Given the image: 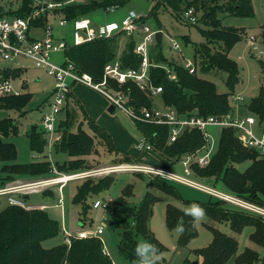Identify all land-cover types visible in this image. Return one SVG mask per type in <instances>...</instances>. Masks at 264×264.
Returning a JSON list of instances; mask_svg holds the SVG:
<instances>
[{"label":"trees","instance_id":"obj_1","mask_svg":"<svg viewBox=\"0 0 264 264\" xmlns=\"http://www.w3.org/2000/svg\"><path fill=\"white\" fill-rule=\"evenodd\" d=\"M126 0H89L84 4H76L65 10L68 18L87 16L91 12L110 5L119 7ZM169 6L177 16L188 8H195L201 12L200 23L197 28L205 41L196 44L195 56L200 55V71L209 73L212 70L227 73L225 83L228 92H219L214 81L199 76L196 72H189L183 64L168 62L169 67L176 74L177 79L171 80L166 69L160 64L167 62L161 53L152 54L150 60L158 66L149 69L150 78L154 85L162 86L160 93L165 106H173L180 113L198 112L201 116L221 115L232 110L230 96L236 85L240 82V70L236 60L229 56L230 50L242 39V29L222 24L221 14L240 17L254 16L251 0H161L151 10L156 15L159 7ZM32 0H22L20 8L4 12L14 16H25L32 9ZM146 21V20H145ZM44 19L32 21V25H42ZM122 34L111 38L95 39L78 46H71L67 55L81 72L92 75L95 81H100L106 63L117 57V50ZM186 43L190 42L188 35L183 36ZM133 40H128L122 54L118 56L123 68H138L142 57L131 53L129 45ZM156 47L160 44L155 43ZM196 60V59H195ZM21 68H5L1 71L2 78L16 77L21 74ZM122 89L128 94L127 103L133 107L154 106V101L148 94L141 90L133 81L129 80ZM31 94L24 92L20 95L0 96V108L22 110L29 102ZM250 112L264 124V86H261L257 96L251 99ZM90 127L110 146L111 151L116 150L110 134L100 127L94 120L88 118ZM136 122L144 137L157 149L159 154L170 161V165L180 161L184 155L196 151L205 144L203 133L198 129H185L173 143L169 144L170 127L147 122ZM63 128L62 140L55 146V151L65 153L70 158L62 163L56 161L60 170L76 171L88 168L87 156L94 150V137L82 127L78 131L69 130V123L61 122ZM16 133V122L11 117L0 118V161L3 162L1 171L8 176L21 175L37 179L51 173L48 161L18 163V151L13 142L6 141L10 134ZM44 148L42 132L32 131L31 149L41 152ZM117 152V151H115ZM251 160L250 166L245 171H240L235 162ZM125 161H131L129 155H124ZM195 176L200 178L221 179L228 191L264 206V155L254 149H248L235 137L234 130L224 128L217 152L212 156L206 166L193 164ZM12 179L11 177H9ZM8 178V179H9ZM115 177L106 175L95 181L90 179L85 184L79 185L73 202L81 204L83 213L87 214L90 204L89 198L111 187ZM6 181V180H5ZM2 182V183H5ZM7 182V181H6ZM151 185L166 191L167 194L182 198L174 185L165 181H151ZM15 195V194H14ZM133 195V187H124L113 209L116 226L119 228V252L129 260H135L134 249L139 238H144L162 252L165 246L158 240L149 227L153 214V206L157 200L155 194L148 191L143 199L135 205L129 204ZM27 205L30 195H15ZM0 199V264H112L111 258L103 253V243L96 237L73 238L70 248L66 243L47 248L43 241L57 236L62 230L61 224L52 218L47 208H26L20 205L7 204L1 207ZM205 210L206 215L218 222L229 223L235 232H241L247 225H252L254 231L250 238L258 245H264V218L249 215L239 209H231L226 202L198 203ZM228 205V204H227ZM166 221L169 228L178 224L185 227V232L180 235L179 245L185 246L198 234L196 224L193 226L192 218L186 216L184 211L169 203L166 210ZM212 241L206 247L195 250L197 256L203 258L202 264H225L234 256V264H264V256L247 247L240 254L236 238L227 235L211 225Z\"/></svg>","mask_w":264,"mask_h":264},{"label":"rangeland","instance_id":"obj_2","mask_svg":"<svg viewBox=\"0 0 264 264\" xmlns=\"http://www.w3.org/2000/svg\"><path fill=\"white\" fill-rule=\"evenodd\" d=\"M158 1L161 0H126L125 3L119 7H116V5H110L104 9H97L87 16L91 18L93 26L96 27L98 24L110 21L121 22L129 11H136L138 14L145 17V22L151 30H162V43L160 46L156 47L155 43L150 42L148 43L147 48L149 51H152V54L161 52L167 58L166 63L162 62V64H160L163 68L164 66L169 67L168 62L183 64L186 60L191 59L196 61V73L199 76L214 81L219 92H228L229 88L225 83L227 77L226 72L212 70L209 73H202L200 71L201 58L200 55L195 56V46L196 44L205 41V38L197 28V25L205 27L202 22L200 23V20H198L196 24H192L182 17L183 12L177 16L169 6L163 5L159 7L156 15L151 14V10ZM251 1L254 16L240 17L228 15L226 13L220 15L223 25L234 26L242 29V39L236 43L229 52V56L237 61L240 70V82L236 85L233 95L241 96L242 100L236 102L232 98L230 99L232 108L235 109V114L238 116L252 114L249 110L251 99L257 96L261 86H264V0ZM21 4L22 0H10L6 4V12L17 10L20 8ZM112 6H115L116 8L108 10V7ZM197 14L200 18L201 12L198 11ZM52 24L55 25V35L61 36L67 33V38L69 39L71 37L70 26H67L66 28L57 27L56 21L54 20H52ZM36 33L38 34V37H40L43 32L41 29H37ZM146 34L147 33L141 30L133 37L122 35L119 43V49L117 50V56L122 54L128 40L141 43L143 42ZM184 35L189 36L190 42H185L183 38ZM251 35L256 37L257 48H253L248 44ZM174 41L180 44L181 51L173 48ZM52 58L56 62H63L64 53H53ZM18 67L22 69L21 74L16 77H10V81L14 89L21 90L22 93L29 92L31 94V98L21 111L16 109L0 108V118L11 117L16 122V133L10 134L5 138V140L15 144L18 151V157L16 160L18 163H27L31 161H48L50 165H53V163L56 165V161H60L62 163L64 160L70 158L65 153L55 151V149L52 152H49L47 151V148L44 147L41 152H39V156L35 159V157L32 156L33 151L31 149V134L33 126H36L37 131L42 132V136L44 137L41 121L43 114L49 111L50 108L51 93L55 87L54 78L44 69L36 67L34 62L29 58L20 57L13 62L5 60L0 55V78L2 76L1 71L3 69H13ZM103 76L104 75H102L101 80L103 79ZM108 82L109 87L114 88L113 90H123L121 88L122 86L113 80ZM74 87H79L74 91L80 102L84 103L83 100L88 103L92 102V112L90 111L92 120L112 135L116 150L111 151V148L107 144L106 140L92 130L88 122L89 117H86L84 114L85 111L82 105L78 103L74 96L73 98L70 97L68 99V106L59 118L61 119V122L66 121L69 123L68 128L70 131L76 132L79 127H82L88 134L92 135L94 137L95 148L93 152L87 156V162L89 164L88 168L76 171H66L60 170L56 166L58 172L73 173L87 170H101L102 168L118 164H132L137 162L160 168H168L169 170L175 171L179 174L186 175L183 171L184 167L180 161L173 163L171 166L170 164H166V162H163V159L160 157L161 154H158L159 152L157 149L144 152L136 149V143L142 139V135L134 119H132L126 112L123 110H117L116 113H111L108 109L110 103L103 94L81 83L74 85ZM89 91H93L97 94L95 95L92 92V95H89ZM123 91L125 92V90ZM145 92L148 94L149 98L153 99L154 106L158 110L164 109V102L160 94L153 95L149 90ZM124 94L128 96L127 92ZM97 95L107 100L108 104L106 107H102L100 105ZM206 131L209 136L208 145L207 148L201 152V154H205L208 151L210 155H214L219 147L223 127L210 125L206 128ZM123 154L129 155L132 159H134V161H123L124 157L121 159L119 158L122 157ZM250 163L251 160L246 159L243 162H235V166L240 171H245L249 168ZM2 165L3 162L0 161V189L13 186L14 188L20 187L23 184L36 180L34 178L23 177L21 175H17L15 177L8 176L1 171ZM106 175H112L115 177L113 184L109 189L104 190L99 194H94L89 198L88 203L90 204V207L87 214H84L82 205L73 202L78 186L85 184L90 179L97 181ZM47 176L48 175L39 177V179ZM189 177L220 191H228V188L224 185L223 181L216 177L200 178L195 175H190ZM158 180H160V182L164 181L161 177L159 178L137 171H119L111 172L109 174H106L104 171L95 172L91 176L70 181L65 185L63 189V208L55 205L60 194L58 186L56 185L45 188L43 192L31 194L20 192L18 190H21V188H16L17 191H15L14 194L20 195V197L21 195H30V198L27 201L31 205H47V211L50 216L61 224L62 230L57 236L47 238L43 241V245L47 248L64 242V229L71 234H76L79 230H95L102 224V222H105L107 225L103 234L96 238L100 239L103 243V247L105 246L107 248L109 252V255L107 256L116 264H134L135 260L132 261L125 258L118 250V244L120 241L119 228L116 226L115 218L112 214L117 202L116 200L121 196L124 187L131 185L133 187V195L128 198L130 205H135V203L138 204L148 191L153 192L157 198L153 206V214L149 221V227L154 232L158 240L165 246V249L161 252L162 257L159 264H192L195 261H197L198 264H202L203 258L197 256L195 250L206 247L212 241L213 233L208 225L218 228L227 235L236 238L238 241V254L243 252L245 248L250 247L257 250L261 256H264V245H258L250 238L251 233L254 231V227L252 225H247L239 233L235 232L229 223L218 222L209 218L207 215L202 222L196 223L198 232L197 236L188 242L187 245L180 246L179 238L181 234L175 233L173 231L175 228L171 229L167 225V205L171 203L183 210L186 205L193 202L207 203L215 202L217 200L211 197L208 193L186 184L166 182L174 185V187L180 192L182 198H175L167 194L166 191L151 185V181ZM4 181L5 183H2ZM8 196V194L0 195V199L2 201L1 207H4L9 203ZM109 197L114 198V203L108 209L92 207V203L95 199H108ZM241 198L251 203L260 205L259 203L244 197ZM227 204L226 206L231 209H239L249 215L264 218L250 210L237 207L233 204ZM139 241L147 240L139 238ZM225 264H234V256Z\"/></svg>","mask_w":264,"mask_h":264},{"label":"built area","instance_id":"obj_3","mask_svg":"<svg viewBox=\"0 0 264 264\" xmlns=\"http://www.w3.org/2000/svg\"><path fill=\"white\" fill-rule=\"evenodd\" d=\"M10 0H0V55L8 61H16L20 57L31 59L35 66L44 69L49 75L54 78L55 87L51 93L50 108L42 117L41 124L44 133V147L47 151L52 152L58 142L62 140L63 132L60 126L62 112L66 109L68 99L74 85L81 83L86 85L101 94H103L110 104L117 107L118 110L126 112L134 121L147 122L158 125H168L170 127V134L168 143L171 144L179 137L185 129H198L203 133L205 144L196 151L188 153L180 160L183 165L184 173L179 174L168 168H160L153 165L132 163V164H118L102 168L101 170L82 171L73 173L58 172L56 165L51 166V173L45 178H38L23 184L20 187H6L0 189V195L8 194V202L10 204L20 205L30 208H48L47 205L40 206L27 205L20 198L14 195L16 188L25 193H39L43 192L45 188L56 185L59 189L58 201L55 204L63 208L64 195L63 189L67 183L73 180L81 179L91 176L95 172H111L119 171H137L147 175L161 177L165 182L183 183L188 186L197 188L208 193L216 200H222L237 207L250 210L262 217H264V206L251 203L235 193L230 191H220L214 187L200 183L192 178L190 175H195L193 171V164H198L203 167L206 166L213 155L207 151L201 154L208 145V133L206 128L210 125H218L224 128H231L234 130L235 137L238 141L248 149H254L261 155H264V124L258 121L253 114L238 116L235 114L234 108L231 111L221 115L201 116L198 112L180 113L173 106H165L163 110H158L155 106L149 108L147 106L133 107L127 103L128 96L122 91L113 90L109 87L110 80H113L119 85H123L127 81H133L141 90L151 91L153 95L160 94L163 91L162 86L153 84L149 69L157 66L150 60V51L147 48L148 43L156 42V32L161 30H151L146 24L145 17L131 10L121 20V22L110 21L107 23L93 26V22L88 16H76L68 18L65 10L68 7L76 4H84L89 0H32V9L25 16H14L12 14H4L6 12V4ZM115 6L108 7V10L115 9ZM182 17L192 24H196L199 20V15L193 7L186 9ZM44 19L42 25H32V21ZM52 20L56 21V26L61 28L71 27V37L67 38V33L61 36L55 35V25ZM41 29L42 35L40 37L33 34V29ZM143 31L146 34L143 42L137 43L133 41L134 51L137 55L142 57V62L138 68H123L120 58L117 56L114 60L106 63L104 67L103 79L95 81L91 74L81 72L77 66L67 55V50L71 46H78L95 39L111 38L115 35L122 34L133 37L137 32ZM162 31V30H161ZM249 46L257 48L256 37L251 35L248 42ZM173 48L181 51V46L178 42L173 43ZM56 52H63V62H56L52 58V54ZM184 67L191 73L197 71L196 61L188 59L183 63ZM167 76L171 80H176V74L167 66H164ZM21 90L14 89L10 78H0V96L4 95H20ZM238 102L242 100L241 96L231 95L230 99ZM231 103V100H230ZM232 106V103H231ZM138 151H151L153 145L145 138L136 143ZM39 152L33 151L32 156L35 159L39 156ZM34 160V159H33ZM43 188V189H39ZM114 203V198H97L93 201V208L108 209ZM106 223L102 222L95 230H79L76 234L69 233L64 229V242L68 247H71L73 238H89L99 237L103 234ZM103 253L109 255L107 248L103 247ZM112 264H116L112 262Z\"/></svg>","mask_w":264,"mask_h":264},{"label":"clouds","instance_id":"obj_4","mask_svg":"<svg viewBox=\"0 0 264 264\" xmlns=\"http://www.w3.org/2000/svg\"><path fill=\"white\" fill-rule=\"evenodd\" d=\"M183 211L186 216L192 218L193 226L196 223L202 222L206 216V210L195 202L186 205ZM173 231L182 234L185 232V227L182 224H178ZM134 254L136 257L134 264H159L162 257V253L156 245L149 241L137 242Z\"/></svg>","mask_w":264,"mask_h":264},{"label":"crops","instance_id":"obj_5","mask_svg":"<svg viewBox=\"0 0 264 264\" xmlns=\"http://www.w3.org/2000/svg\"><path fill=\"white\" fill-rule=\"evenodd\" d=\"M93 22V21H92ZM36 30H37V28H35V29H33V34L34 35H36V36H38V34L36 33ZM79 88V87H78ZM78 88H75V87H73V89H72V92H71V94H70V97L71 98H73V96L75 97V99L78 101V103L80 104V105H82V107H83V109H84V114L86 115V117L88 116L89 117V119H91L92 120V116L90 115V111L92 112V102H86L85 100H83L84 101V103L83 102H80L79 101V98H78V96L76 95V93H75V91L74 90H77ZM92 92L93 91H89V95H92ZM95 95L97 94V93H95V92H93ZM98 96V95H97ZM98 99H99V103H100V105L102 106V107H106L107 106V104H108V102H107V100L106 99H104L103 97H99L98 96ZM68 104H69V102H68ZM68 104H67V106H68ZM111 105V104H110ZM109 105V106H110ZM86 106V107H85ZM234 111H235V109H234ZM89 122V121H88ZM138 127V126H137ZM139 129V128H138ZM107 131V130H106ZM140 132H141V130H139ZM108 132V131H107ZM110 134V133H109ZM141 138L142 137H144V135H143V133L141 132ZM110 136L112 137V135L110 134ZM112 140H113V138H112ZM116 147V146H115ZM159 154V153H158ZM124 155L125 154H123V156L122 157H119L120 159L121 158H123L124 157ZM160 155V154H159ZM89 156V155H88ZM130 157V156H129ZM160 157L163 159V162H166V164H170L169 163V161L165 158V157H163L162 155H160ZM87 158V157H86ZM154 159V158H153ZM130 160H132V161H134V159H132L131 157H130ZM123 161H125V160H123ZM135 163H137V162H135ZM171 166V165H170Z\"/></svg>","mask_w":264,"mask_h":264},{"label":"water","instance_id":"obj_6","mask_svg":"<svg viewBox=\"0 0 264 264\" xmlns=\"http://www.w3.org/2000/svg\"><path fill=\"white\" fill-rule=\"evenodd\" d=\"M156 42L158 44H161L162 43V31L161 30H159V31L156 32ZM129 50H130L131 53H133V51H134V44L133 43H131L129 45ZM108 109H109V111L111 113H116V111L118 110L117 107L115 105H113V104H111ZM36 128H37L36 126H33L32 127V131H36ZM192 264H198V262L195 261Z\"/></svg>","mask_w":264,"mask_h":264}]
</instances>
